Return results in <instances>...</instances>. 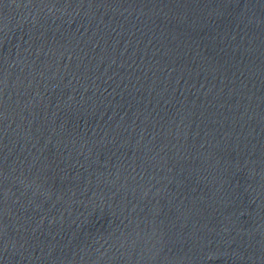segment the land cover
I'll list each match as a JSON object with an SVG mask.
<instances>
[{
	"label": "water",
	"instance_id": "water-1",
	"mask_svg": "<svg viewBox=\"0 0 264 264\" xmlns=\"http://www.w3.org/2000/svg\"><path fill=\"white\" fill-rule=\"evenodd\" d=\"M0 264H264V0H0Z\"/></svg>",
	"mask_w": 264,
	"mask_h": 264
}]
</instances>
